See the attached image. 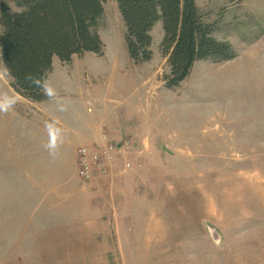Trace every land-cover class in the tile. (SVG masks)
I'll list each match as a JSON object with an SVG mask.
<instances>
[{"label":"rangeland","instance_id":"1","mask_svg":"<svg viewBox=\"0 0 264 264\" xmlns=\"http://www.w3.org/2000/svg\"><path fill=\"white\" fill-rule=\"evenodd\" d=\"M195 2L235 56L173 89L161 24L134 63L114 0L102 54L54 59L47 98L15 92L0 57V264H264V0ZM94 143L127 146L85 181L76 150Z\"/></svg>","mask_w":264,"mask_h":264},{"label":"trees","instance_id":"2","mask_svg":"<svg viewBox=\"0 0 264 264\" xmlns=\"http://www.w3.org/2000/svg\"><path fill=\"white\" fill-rule=\"evenodd\" d=\"M107 0H0V57L10 86L24 98H47L45 82L54 59L74 55L100 56L103 42L98 25ZM124 25L123 40L134 63L151 59L150 31L162 28L160 52L168 71L165 87L185 80L200 60H229L231 45L213 37L195 0H114ZM14 7V8H13Z\"/></svg>","mask_w":264,"mask_h":264},{"label":"built area","instance_id":"3","mask_svg":"<svg viewBox=\"0 0 264 264\" xmlns=\"http://www.w3.org/2000/svg\"><path fill=\"white\" fill-rule=\"evenodd\" d=\"M87 110L91 112L93 109V103L87 101ZM106 134L102 133L100 136L101 141H105ZM127 146L124 143L121 147L117 148L109 143L99 146L98 143H94L92 146H82L76 150V159L78 163V176L80 179L90 181L95 176H104L108 174L110 167L115 163V157L119 155L120 150H123ZM125 150V149H124ZM130 164L125 163V167L128 168Z\"/></svg>","mask_w":264,"mask_h":264},{"label":"crops","instance_id":"4","mask_svg":"<svg viewBox=\"0 0 264 264\" xmlns=\"http://www.w3.org/2000/svg\"><path fill=\"white\" fill-rule=\"evenodd\" d=\"M94 93L93 92H91V93H89V95L90 96H92ZM96 97H97V95H96ZM92 98V97H91ZM92 99H94V100H87V101H91L92 103L93 102H95V101H97L98 99L97 98H92ZM86 101V102H87ZM85 102V106L83 105V110H82V113H83V115L81 116V120H77V121H79V123H82V125H83V130H85L86 131V133L88 132V128L90 127L89 126V123H91L92 122V120L90 119V120H87V121H85V114H84V112H85V108H87V103ZM93 106H95L94 104H93ZM93 109H95L94 107H93ZM101 109V108H100ZM100 109H98V110H100ZM97 110V109H96ZM112 112H110V114H111ZM112 116V115H111ZM75 119V118H74ZM108 120V119H107ZM109 121V120H108ZM110 123H111V121H109ZM76 123V122H75ZM112 124V123H111ZM110 127H112V125L110 126ZM106 191H107V186H105V185H103V187H102V192H104L105 194H107L106 193Z\"/></svg>","mask_w":264,"mask_h":264}]
</instances>
